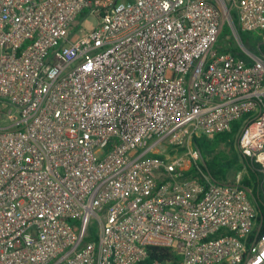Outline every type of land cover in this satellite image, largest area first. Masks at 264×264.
Masks as SVG:
<instances>
[{"label":"built area","instance_id":"built-area-1","mask_svg":"<svg viewBox=\"0 0 264 264\" xmlns=\"http://www.w3.org/2000/svg\"><path fill=\"white\" fill-rule=\"evenodd\" d=\"M238 28L264 42V0H0V264H264L253 189L185 176L237 121L264 174V56Z\"/></svg>","mask_w":264,"mask_h":264},{"label":"trees","instance_id":"trees-1","mask_svg":"<svg viewBox=\"0 0 264 264\" xmlns=\"http://www.w3.org/2000/svg\"><path fill=\"white\" fill-rule=\"evenodd\" d=\"M233 21L237 25V18L232 13ZM240 40L244 47L258 57L264 56V42L252 33L244 32L238 28ZM232 34L229 26H225L218 43L221 52L231 53L242 57L249 66L254 62L237 46L227 39ZM233 37V36H232ZM231 37V38H232ZM243 129V121L233 123L229 132L216 135H203L194 139V146L200 151L201 160L193 163L185 176L188 178L203 179L204 174H209L214 180L227 181L232 170L240 171L246 166L248 175H245L242 184L253 189L257 205L264 217V174L259 165L251 158L244 157L238 147V140ZM146 261L140 264H151L154 261L166 262L174 257L167 248L149 247Z\"/></svg>","mask_w":264,"mask_h":264},{"label":"rangeland","instance_id":"rangeland-1","mask_svg":"<svg viewBox=\"0 0 264 264\" xmlns=\"http://www.w3.org/2000/svg\"><path fill=\"white\" fill-rule=\"evenodd\" d=\"M77 25L82 30L91 31V30H94L98 26V19L95 16H89V17L81 18L77 21ZM232 36H233L232 34H229L227 36V39L228 40L230 39L229 42L232 43L233 45H237L245 53L243 48L238 45V42L234 38V36L233 37ZM245 175H248V171H247L246 166L243 165V168L240 171L232 170L229 173V177H228L227 181L232 182V183L240 181L242 183V180H243ZM92 230L94 233L98 232L96 221H94V224L92 226Z\"/></svg>","mask_w":264,"mask_h":264}]
</instances>
